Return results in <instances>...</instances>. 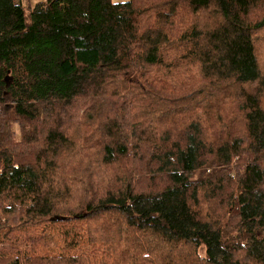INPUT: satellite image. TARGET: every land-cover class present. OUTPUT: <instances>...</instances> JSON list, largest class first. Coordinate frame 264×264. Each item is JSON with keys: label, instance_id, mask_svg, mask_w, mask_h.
Masks as SVG:
<instances>
[{"label": "trees", "instance_id": "trees-1", "mask_svg": "<svg viewBox=\"0 0 264 264\" xmlns=\"http://www.w3.org/2000/svg\"><path fill=\"white\" fill-rule=\"evenodd\" d=\"M0 172V264H264V0H0Z\"/></svg>", "mask_w": 264, "mask_h": 264}, {"label": "rangeland", "instance_id": "rangeland-1", "mask_svg": "<svg viewBox=\"0 0 264 264\" xmlns=\"http://www.w3.org/2000/svg\"><path fill=\"white\" fill-rule=\"evenodd\" d=\"M129 0H113L114 3H125ZM248 176L250 177V182L248 183V187L252 188V190L258 188V192H253L252 194L248 195L245 200L249 201L253 205L259 204L263 200V194L261 190V184H262V173L259 168H254L249 171ZM242 180V179H241ZM240 180V181H241ZM2 214V211L0 210V215Z\"/></svg>", "mask_w": 264, "mask_h": 264}, {"label": "crops", "instance_id": "crops-1", "mask_svg": "<svg viewBox=\"0 0 264 264\" xmlns=\"http://www.w3.org/2000/svg\"><path fill=\"white\" fill-rule=\"evenodd\" d=\"M43 1H45V0H30V5L32 7H34L36 4L43 2Z\"/></svg>", "mask_w": 264, "mask_h": 264}, {"label": "water", "instance_id": "water-1", "mask_svg": "<svg viewBox=\"0 0 264 264\" xmlns=\"http://www.w3.org/2000/svg\"><path fill=\"white\" fill-rule=\"evenodd\" d=\"M6 82H9V79L6 78ZM56 221H66V220H69L68 218L66 217H56L55 218Z\"/></svg>", "mask_w": 264, "mask_h": 264}, {"label": "built area", "instance_id": "built-area-1", "mask_svg": "<svg viewBox=\"0 0 264 264\" xmlns=\"http://www.w3.org/2000/svg\"><path fill=\"white\" fill-rule=\"evenodd\" d=\"M0 174H1V172H0Z\"/></svg>", "mask_w": 264, "mask_h": 264}]
</instances>
